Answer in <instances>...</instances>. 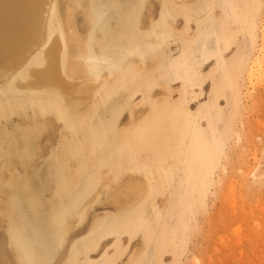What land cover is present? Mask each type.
<instances>
[{
    "label": "bare ground",
    "instance_id": "bare-ground-1",
    "mask_svg": "<svg viewBox=\"0 0 264 264\" xmlns=\"http://www.w3.org/2000/svg\"><path fill=\"white\" fill-rule=\"evenodd\" d=\"M56 1L0 0V120L13 123L15 114L33 123L0 130V194L11 188L6 214L0 204V223L7 218L5 234L14 264H108L109 247L140 224L164 222L156 209L157 194L165 190L159 173L170 177L179 172L166 198L184 196L186 187L198 181L188 163L197 153L212 154L205 142H210L209 130L218 126L221 91L230 83L224 72L231 63L246 69L251 79L261 64L259 54L252 56L247 49L250 38L241 29L255 22L247 11L255 0H158V16L148 25L145 8L151 0H68L64 16L56 15ZM78 11L84 32L75 29ZM174 36L181 54L176 57L170 45ZM260 46L264 51V41ZM233 50L240 55H231ZM160 74L179 79L186 89L198 86L193 96L207 94V99L195 110L188 91L180 100L156 101L152 96L161 89L153 86ZM174 90L164 89L168 94ZM136 94L148 98V113L163 114L141 136L136 135L140 125L118 123L120 109ZM53 122L62 125L63 138L69 129L77 142L54 146L44 164L32 168L28 160L43 146L31 140L40 141L45 129L56 132ZM170 122L177 125L179 138L184 133L181 143L165 147L166 154L150 153L156 162L145 161L140 145L170 136ZM9 136L13 140L5 148ZM125 170L139 171L143 178L120 184ZM104 198L115 209L93 215L85 231L75 235L76 226L77 233L86 226V213ZM152 237L140 258L127 259V264L151 263ZM108 240L113 241L105 245ZM104 245L100 257L89 260ZM1 246L0 264H6Z\"/></svg>",
    "mask_w": 264,
    "mask_h": 264
},
{
    "label": "rangeland",
    "instance_id": "rangeland-1",
    "mask_svg": "<svg viewBox=\"0 0 264 264\" xmlns=\"http://www.w3.org/2000/svg\"><path fill=\"white\" fill-rule=\"evenodd\" d=\"M67 1L57 0L55 2L56 15L64 16L66 14ZM84 2L82 1V3ZM150 2L151 5L145 8L147 15H145L144 21L147 25L150 23L151 17L158 16L159 10L158 0ZM247 11L248 15L252 14L255 22H250L249 27L241 29H245V34L250 38L247 42V49H252V56L259 54L261 64L255 66L251 79L247 77L246 69H237V65H231V63L228 65V71L224 72L226 81L230 83L221 91V100L217 108V113H221L217 124L219 127L212 123L215 126L209 130L210 142H205L206 146H209L206 151L209 153L211 149L212 154L204 157L206 156L205 151L203 154L200 152V155L197 153L198 158L195 159L191 156L188 163V167L191 168L190 174L193 172L197 174L198 181L193 183L194 185L192 184L190 189L186 187L184 196L182 193L181 195L178 193L180 198L175 196L166 198L165 194L169 195L173 192L176 183L174 178H179V172L173 173L170 177L159 173L157 177L164 178L159 182L161 183L160 188L162 190L165 187V190L164 193L160 191L157 194L156 209L164 214V222L162 225H156L157 222L147 226L140 224V227L132 230V234H127V238L123 237L120 244L109 247L108 264H127L129 259H139L148 249L151 236L154 237H152L153 253L150 264H264V51L260 46L264 41V0H255ZM76 14L79 18L75 29L84 32L81 26L83 14H80L79 11ZM181 27L182 24L177 25L178 29ZM235 30L238 31V28ZM76 36L77 34H75ZM251 40L253 42L249 44ZM170 45L174 57L181 55L180 44L175 36L171 39ZM231 55H240V52L233 50ZM248 57L250 60V54ZM174 67L180 70L181 66ZM1 71L3 72V70ZM3 79V73L0 72V80ZM80 80L83 81V79ZM178 80L170 81L165 78L164 74H160L157 84L153 88L159 87L161 91L154 93L152 98L156 101L164 99L172 102L185 98V91H188L192 97L189 102H193L191 105L193 110L207 99V94H202L200 98L193 96L195 93H199L198 86L193 88L189 86L186 89ZM167 87L175 89L172 94L164 91ZM204 89L208 93L209 85ZM225 95L229 101L225 100ZM129 101V104L120 109L118 123L123 127L140 125L136 135L141 136L147 126L154 124L153 121L163 120L162 113L154 116L152 113H148L151 104L144 95L136 94ZM144 106L146 107L139 113V109ZM31 113L29 112V114ZM133 116L136 118L133 119ZM13 118V123L8 122L7 124L0 120V130L6 133L11 131L15 125L18 128L33 126L32 121H22L15 114ZM52 124H55L56 132L49 134L45 129L40 135V141L38 139L31 140L33 145L40 143V146H43L40 153L28 160L29 166L32 168L43 165V159L49 157L54 146L57 147L66 140L69 145L77 142L69 129H66V138H63L60 134L62 125L58 122ZM203 125L206 127V123ZM160 127L166 130L165 126L160 125ZM176 127L175 123L170 122L168 131L170 136H158L152 140L153 142L140 145L145 161L156 162L155 156H150V153L160 150L166 154L165 147L172 148L175 144L181 143L179 140L184 138V133L181 132V138H179L175 134L178 132L175 130ZM12 140L13 137L9 136L4 143L5 148ZM184 142L186 143L183 144V148L186 149L188 139L186 138ZM18 167L22 172V166L19 164ZM137 172L136 174L134 171L125 170L119 183L128 184L134 180H141L143 176L140 174L141 172ZM8 177H10V172L6 171L5 179ZM4 188L5 192L0 194V204L4 205L2 209L4 213H7V199L11 188L9 186ZM49 194L50 192L47 196H50ZM164 198L165 200H163ZM164 202L166 207H164ZM95 204L86 213L87 219L84 220L86 226L78 233L76 226L75 235L85 231L92 221L93 215L106 209H115L110 198H104ZM0 215L3 216V213L0 212ZM6 220L7 218L0 223V246L2 245L1 247L4 249L6 264H14L5 234ZM78 226H82V223H79ZM112 241L108 240L105 245H110ZM105 245L96 249L89 260L100 257L106 248Z\"/></svg>",
    "mask_w": 264,
    "mask_h": 264
}]
</instances>
